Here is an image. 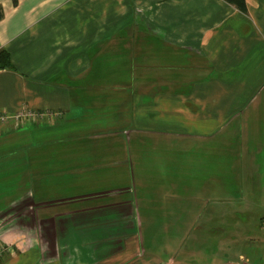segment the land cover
I'll use <instances>...</instances> for the list:
<instances>
[{
  "label": "crops",
  "instance_id": "1",
  "mask_svg": "<svg viewBox=\"0 0 264 264\" xmlns=\"http://www.w3.org/2000/svg\"><path fill=\"white\" fill-rule=\"evenodd\" d=\"M246 3L0 0V112H57L55 134L0 124V264H195L217 245L264 264V0ZM123 167L148 176L104 180ZM83 172L106 190L50 195ZM202 200L191 242L145 246L142 220Z\"/></svg>",
  "mask_w": 264,
  "mask_h": 264
},
{
  "label": "rangeland",
  "instance_id": "2",
  "mask_svg": "<svg viewBox=\"0 0 264 264\" xmlns=\"http://www.w3.org/2000/svg\"><path fill=\"white\" fill-rule=\"evenodd\" d=\"M46 125V126H45ZM41 127L42 132L46 133H56V127H50L48 124H43ZM24 128V127H21ZM52 128V129H51ZM23 130L19 131L22 132ZM134 160H136V157H134ZM139 163V162H138ZM142 163V168H143ZM132 169L127 170L125 167L122 168V170H119L116 174V177L113 178H107L104 179L106 182H110L114 184L118 182H125L128 183L127 185L135 188L136 186L134 183L138 184V180H142V177L148 176L146 172L142 169L139 171V168L134 169L135 174L131 172ZM124 172H127V176H124ZM57 175L56 173H50L48 176L49 178H52L53 176ZM114 176V174H113ZM152 176V174H150ZM104 177V173L102 175V178ZM134 177V179H133ZM69 179H71L72 183L65 185L63 190L58 189L54 190L52 189V193L50 195L61 193L62 196H72V195H80L83 193H88L90 191H105V188H102L104 184V180H99L98 174H92V173H69ZM75 181V182H74ZM92 182L93 186L86 184V182ZM98 185V187H96ZM68 186H72L69 188ZM75 186V187H74ZM96 187V188H95ZM103 189V190H101ZM132 189L131 192H129L130 197L135 199L136 190ZM138 192L140 194H143L146 192V190L142 189L141 187L137 188ZM129 191V190H128ZM211 200V198H210ZM214 202V203H213ZM217 201H210L209 208L211 211L215 210V208L221 209L222 206H218L216 204ZM219 203H222L223 201L218 200ZM226 206L228 204V201L225 202ZM205 207V200H202L199 202V204L194 205H184L183 208L187 209V215L185 216H179L177 215V219L175 220H164L163 218L165 216H156L153 215V218H156L155 220H142V225L140 227L141 229V235L144 238V244L146 247H148L151 240H153L154 243H158L159 247H162L164 244L166 245L168 240H174L176 244H178L180 241H182L181 244H187L191 242L189 240V236L193 233L191 237L193 238L196 234L195 233H201L202 227L206 228L207 223L203 221V218L201 217V209H204ZM244 223H250L248 220ZM205 234H208L207 231L204 232ZM219 233V232H218ZM156 236V237H155ZM190 237V239H191ZM213 239H210L212 241ZM165 242V243H164ZM217 245V244H216ZM241 245V246H240ZM236 247V249L243 248L246 253L249 254V245L240 244ZM216 248V249H214ZM232 247L230 250L226 251L225 253L221 252V248L217 245L211 249H209L206 252H203L204 254L202 256L191 254V259H196L197 263L195 264H222L225 260H229L228 257H231L233 255ZM224 251V250H223ZM228 256V257H227Z\"/></svg>",
  "mask_w": 264,
  "mask_h": 264
},
{
  "label": "built area",
  "instance_id": "3",
  "mask_svg": "<svg viewBox=\"0 0 264 264\" xmlns=\"http://www.w3.org/2000/svg\"><path fill=\"white\" fill-rule=\"evenodd\" d=\"M56 115L57 112L52 109H34L23 106L14 113L0 112V124L11 122L17 129L31 124L54 122Z\"/></svg>",
  "mask_w": 264,
  "mask_h": 264
},
{
  "label": "trees",
  "instance_id": "4",
  "mask_svg": "<svg viewBox=\"0 0 264 264\" xmlns=\"http://www.w3.org/2000/svg\"><path fill=\"white\" fill-rule=\"evenodd\" d=\"M14 1L16 2V0ZM226 1L235 5L242 12L244 13L248 12L246 0H226ZM2 17H3V9H2V6H0V19ZM3 68L14 69L15 65L11 59L10 52L6 48L0 47V69H3Z\"/></svg>",
  "mask_w": 264,
  "mask_h": 264
}]
</instances>
